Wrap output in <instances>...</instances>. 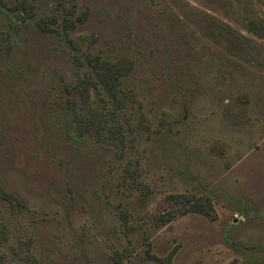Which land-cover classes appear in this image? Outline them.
Instances as JSON below:
<instances>
[{"label":"rangeland","instance_id":"rangeland-1","mask_svg":"<svg viewBox=\"0 0 264 264\" xmlns=\"http://www.w3.org/2000/svg\"><path fill=\"white\" fill-rule=\"evenodd\" d=\"M258 20L264 0H0V264H264ZM87 54L132 63L123 108ZM113 111L119 134L85 127ZM176 194L216 218L158 226Z\"/></svg>","mask_w":264,"mask_h":264},{"label":"trees","instance_id":"trees-1","mask_svg":"<svg viewBox=\"0 0 264 264\" xmlns=\"http://www.w3.org/2000/svg\"><path fill=\"white\" fill-rule=\"evenodd\" d=\"M10 9H11V14L8 15V20L11 23L12 29H14V31L16 28L15 26H18L17 22L22 23L23 20L27 17L28 19L33 18V14L31 13V7H29L27 3H25L24 1H21L14 7H10ZM38 22L42 28L49 27L48 25L49 21L45 19ZM70 25L74 27L73 22H71ZM250 29L259 36L264 37V21H260V20L254 21L251 24ZM86 59L88 63L91 65L92 69L95 71L96 77L98 79V83L101 84L104 90L109 94L111 101L115 105V108L116 109L123 108V106L125 105V100H124L125 96L122 95L123 92H121L119 85L121 79L131 72L133 66L132 63L128 61L125 63L123 62L116 64L104 60L100 56L98 55L95 56L93 54H87ZM89 83L94 84L92 83V81H90ZM103 115L104 114H102V116ZM108 115H110L109 117L113 121L111 125L108 124L109 119L107 118L106 120H104L105 125L104 124L95 125L97 121H94V123H90L91 126L92 124H94V126L90 127L88 124L85 127L87 128V130L107 127L109 129V134L111 136V133L113 132L111 128L114 126L116 128L117 133L119 134L121 127H120V122L114 116L115 112L113 111ZM2 197L5 200L10 201V203L16 207L21 206L19 199L8 192L2 191ZM167 200L171 205L170 210L168 212H164L163 214L159 215V217H157L156 223L158 226L167 224L168 222L173 221L175 218L191 212L202 214L214 219L216 218L213 201L208 196L195 195V194H176V195H169L167 197ZM0 239L2 240L6 239L5 231L3 232L2 237H0ZM171 257L172 255H170L167 259L158 258V260L162 264H171Z\"/></svg>","mask_w":264,"mask_h":264}]
</instances>
